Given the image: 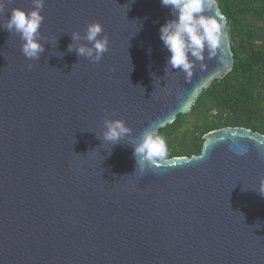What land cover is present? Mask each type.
I'll return each mask as SVG.
<instances>
[{
  "label": "water",
  "instance_id": "1",
  "mask_svg": "<svg viewBox=\"0 0 264 264\" xmlns=\"http://www.w3.org/2000/svg\"><path fill=\"white\" fill-rule=\"evenodd\" d=\"M4 3L0 25L33 8ZM41 14L39 60L0 27V264H264L263 134L215 129L143 174L127 140L96 136L106 112L133 136L188 113L232 68L228 37L186 78L164 71L160 0H44ZM94 21L109 37L98 63L68 51Z\"/></svg>",
  "mask_w": 264,
  "mask_h": 264
},
{
  "label": "clouds",
  "instance_id": "2",
  "mask_svg": "<svg viewBox=\"0 0 264 264\" xmlns=\"http://www.w3.org/2000/svg\"><path fill=\"white\" fill-rule=\"evenodd\" d=\"M160 3L161 6L170 9L173 17L159 29L160 40L170 53L164 71L167 75L169 70L178 69L185 73L186 78H190L195 63L203 61L205 53L209 58L215 56L227 37L218 19L219 13L213 12L215 0H160ZM32 4L33 8L27 11L13 8L7 23L0 27L20 36L23 42L21 52L25 58L39 60L41 53L45 51L44 44L46 42L52 44V42L46 41L40 32L44 21V16L41 14L44 0H32ZM4 9V0H0V12ZM103 32V26L98 21L87 24L83 34L72 32V43L68 45V51L74 50L78 57L98 63L109 50V37ZM56 43L57 41L55 45ZM32 67V64L28 65L29 69ZM109 115L106 112L101 133L96 136L102 144L109 142L111 146L127 140L133 148L135 174L137 171L143 174L146 169L158 167L159 162L165 160L168 149L164 136L154 131L151 126L145 127L139 136H133L132 129L127 126L125 120L111 119ZM258 191L264 195V179L261 180Z\"/></svg>",
  "mask_w": 264,
  "mask_h": 264
},
{
  "label": "trees",
  "instance_id": "3",
  "mask_svg": "<svg viewBox=\"0 0 264 264\" xmlns=\"http://www.w3.org/2000/svg\"><path fill=\"white\" fill-rule=\"evenodd\" d=\"M226 20L230 71L195 99L190 111L156 132L172 157L198 155L202 137L223 127L264 135V0H215Z\"/></svg>",
  "mask_w": 264,
  "mask_h": 264
}]
</instances>
